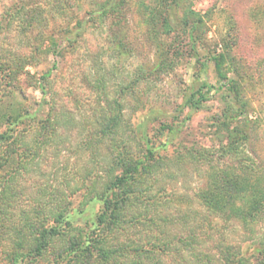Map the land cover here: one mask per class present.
Returning <instances> with one entry per match:
<instances>
[{
	"label": "trees",
	"instance_id": "trees-1",
	"mask_svg": "<svg viewBox=\"0 0 264 264\" xmlns=\"http://www.w3.org/2000/svg\"><path fill=\"white\" fill-rule=\"evenodd\" d=\"M128 4L129 0H15L9 5L0 21V213L15 206L21 196L22 191L15 184L21 168L35 160L40 150H47L57 134L54 117L57 110L54 98L49 97L54 69L42 72L37 78L29 68H36L47 52L61 57L65 48L74 47L95 21L107 20L114 27H120L126 19ZM139 14L154 47L155 59L149 69L137 75L134 88L152 76L170 74L177 60L184 57L200 61L207 20L196 11L193 0H150L141 5ZM12 33L13 39L18 40V51L1 42L3 35ZM208 55L227 83L219 88L210 84L203 77L207 68L203 63L192 85L184 91L182 103L175 106L177 114L189 109L188 117L182 121L170 122L171 112L153 108L126 139L129 128L120 107L118 111L104 109L95 117L92 130L80 142L81 149L105 161L96 169V178L91 168L87 170V181L81 188L84 189L83 208L74 207V195L67 198L55 191L48 194V214L42 205L25 211L21 216L23 224L12 229L17 240L9 253L11 264H38L44 259L51 260L50 264H166L161 258L171 252L184 259L177 264H190L186 263L184 254L194 255L195 264H202L203 259L204 264L238 263L229 246L228 251H222L225 248L222 244L215 248L219 256L196 253L205 243L201 234L203 224L201 233L187 225L171 241L161 238L157 242H135L120 238L139 224L149 223L163 235L162 228L174 224L172 219L161 218L159 212L151 214L152 206L157 210L151 182L170 160L168 148L190 120V113L201 110L214 93L226 87L231 94L235 93L233 99L238 106L233 111L228 105L216 121L217 133L220 136L225 133L227 143L222 142L218 156L199 150L188 151L184 157L202 158L210 160L209 163L215 158L217 162L212 165L209 187L197 193L200 206L207 212L219 218L237 217L247 225L264 219V165L257 164L256 151L250 147L252 126L258 122L249 118L237 81L229 79L224 72L230 53L223 49ZM25 76L30 86H36L42 93L38 109L34 111L20 107L15 101L17 95L25 100L22 89ZM46 107V115H41ZM150 123L160 124L161 135L167 134L165 142L157 145L151 139ZM28 137L33 140L28 141ZM130 138L136 146L128 144ZM41 192L44 195L47 191ZM82 216L86 222L83 228L75 225ZM256 251L257 264H264V243Z\"/></svg>",
	"mask_w": 264,
	"mask_h": 264
},
{
	"label": "rangeland",
	"instance_id": "rangeland-1",
	"mask_svg": "<svg viewBox=\"0 0 264 264\" xmlns=\"http://www.w3.org/2000/svg\"><path fill=\"white\" fill-rule=\"evenodd\" d=\"M13 2L15 0H0V21ZM149 2L129 0L126 19L122 20L120 27H114L107 20L95 21L78 38L74 47L65 48L61 57L47 52L36 68H29L37 78L42 72L54 69L49 97L54 98L57 110L54 114L57 134L54 141L47 145V150H40L35 160L29 164L26 162L21 168L15 181L16 189L22 191L21 196L15 206L0 213V264H11L9 253L17 240L12 229L23 224L21 216L24 212L42 205L48 214V194L58 191L67 198L74 195V207L83 208L85 199L84 189L81 188L87 181V170L91 168L93 178H96V169L101 168L105 161L101 156L94 158L81 149L80 142L92 130L95 117L104 109L118 111L121 108L129 128L126 139L153 108L171 112L170 122L182 121L188 117L189 109L177 114L174 113L175 106L182 103L184 91L192 85L203 63L207 67L203 77L210 84L219 88L227 83L209 58L208 53L214 50L220 52L225 49L230 53L224 72L229 79L237 81L249 118L258 122L252 126L250 147L256 151L257 164L264 165V0H193L196 11L207 20L202 34L203 45L200 43V61L184 57L177 60L170 74L152 76L134 88L137 75L141 70L149 69L155 59L154 47L148 40L139 14L141 5ZM85 9H88L87 6ZM13 36V33L7 37L3 35L1 42L18 51V40ZM219 43L220 46H217ZM27 81V76L22 78L25 100L17 95L15 101L20 107L34 111L38 109L42 93ZM234 96L229 88H223L214 93L201 110L190 113V120L168 148L170 160L151 182L153 200L157 201V210L152 206L151 214L159 212L161 218L172 219L175 225L163 227V235L149 223L139 224L124 232L120 238L135 242H157L161 238L171 241L187 225L201 233L200 225L203 224L204 233L201 234L205 243L197 248L196 253L219 256L220 252L215 248L222 247V244L224 252L230 247L237 264L258 263L256 250L264 243V219L247 225L237 217L226 215L219 218L207 212L200 206L197 193L209 187L212 165L217 162L215 158L209 163L210 160L202 158L184 157L188 151L196 153L199 150L219 155L222 142L226 144L227 140L225 133L218 135L216 121L228 105L233 111L238 109ZM46 112L47 107L41 115H46ZM175 115L179 118H173ZM159 126V123L149 125L150 137L157 145L165 142L167 135L165 132L161 135ZM27 140L33 138L28 137ZM128 144L136 146L131 138ZM229 165H232L231 162ZM98 171L100 173L101 170ZM42 189L47 191L44 195ZM183 217L186 219L182 223ZM85 223L82 216L75 225L83 228ZM180 257L171 252L161 259L166 264H177L184 260ZM184 257L187 258L186 263H197L194 255L184 254ZM50 261L44 259L38 264H50ZM204 263L205 259L202 260Z\"/></svg>",
	"mask_w": 264,
	"mask_h": 264
}]
</instances>
